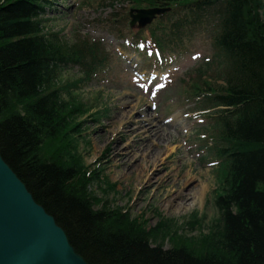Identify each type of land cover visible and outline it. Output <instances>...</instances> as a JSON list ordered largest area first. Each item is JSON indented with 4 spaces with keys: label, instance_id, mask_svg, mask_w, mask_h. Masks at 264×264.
I'll return each mask as SVG.
<instances>
[{
    "label": "trees",
    "instance_id": "trees-1",
    "mask_svg": "<svg viewBox=\"0 0 264 264\" xmlns=\"http://www.w3.org/2000/svg\"><path fill=\"white\" fill-rule=\"evenodd\" d=\"M46 4L0 0V155L76 253L88 264H264L263 1L226 0L222 44L233 65L226 95L217 98L228 109L215 119L224 194L214 201L218 217L196 237L171 234L173 221L163 216L155 227L136 223L88 190L97 176L86 177L70 126L89 110L62 99L77 82L54 86L59 65L80 62L84 46L43 32ZM95 204L101 209L94 211Z\"/></svg>",
    "mask_w": 264,
    "mask_h": 264
},
{
    "label": "rangeland",
    "instance_id": "rangeland-1",
    "mask_svg": "<svg viewBox=\"0 0 264 264\" xmlns=\"http://www.w3.org/2000/svg\"><path fill=\"white\" fill-rule=\"evenodd\" d=\"M53 1L54 5L45 16L46 19H50L47 23L49 29L47 33H59V38L66 43L81 41L82 36H88L92 39H101L105 44L110 45L111 34L105 29V24L110 15L115 14L121 6L119 1L114 2L113 6H111L113 0ZM197 43L203 42L198 41ZM125 69L126 66H122L121 73L114 71L105 77L102 76L100 80L96 78L89 84L83 85L76 94L80 101L90 108V113L93 114L97 111L100 112V115L92 118L87 115L84 120L78 121L84 122L79 127L78 133H73L74 140L71 145L80 156L86 171L93 170L94 162L102 154L105 159L101 160L104 175L110 182L117 184L115 192L108 193L106 185L99 181L89 184L88 190L108 209H119L122 213L127 212V215L136 223L144 222L148 227H155L163 216L164 220L173 221V224L171 223L172 225L169 226L171 234L177 232L183 237H196L201 233H207L212 221L218 217L217 209L213 205L217 182L214 169L205 166L209 162H203L202 157L197 158L196 156L198 151L192 135L195 128L190 122L183 118L174 120L176 123L174 129L168 128L172 136L169 145L162 144L156 148L150 143V147H153V157L150 161H155V166L150 167L148 172L150 181L154 182L151 188L148 187L147 180L143 179L141 182L137 180L138 173L144 168L145 160H142V150L135 152V149H130L131 154L124 166H113L108 158V151L112 148L111 144L113 143L117 142L116 144L126 148L133 142L134 148L137 147V144L134 143L137 138L119 140L125 132L123 125L124 128L128 126L130 117L141 121L145 120V116L143 118V115L139 114L140 111L147 108L145 98L133 95L127 89L123 90L119 86ZM77 77L79 75L76 68L65 69L58 76L57 83L71 82ZM219 83L221 82L219 81ZM136 102L137 106L135 107ZM127 105H130L132 109ZM160 108L159 105L156 113L150 111L149 114L155 122L164 124L167 115L165 112H160ZM132 127L129 125V130H132ZM135 131L138 133V130ZM130 140L132 141L130 142ZM87 143L89 146H86ZM143 154L146 156L150 153L147 151ZM156 170L158 171L156 172ZM187 170L191 171L194 178L189 183L190 185L184 187L185 199L182 201V207H175L179 204L175 201L167 204L163 201L165 198L160 194V191L164 189L166 181L170 179L181 181ZM200 180L204 181L207 189L202 199L197 202L192 199V195L193 192L199 190ZM101 207V205L95 204L93 210L98 211ZM193 214L197 215L196 219L201 226H196L190 231L185 228V224L192 219ZM164 241L163 248L168 249L170 245L167 239Z\"/></svg>",
    "mask_w": 264,
    "mask_h": 264
},
{
    "label": "water",
    "instance_id": "water-1",
    "mask_svg": "<svg viewBox=\"0 0 264 264\" xmlns=\"http://www.w3.org/2000/svg\"><path fill=\"white\" fill-rule=\"evenodd\" d=\"M0 264H86L68 244L63 230L1 160Z\"/></svg>",
    "mask_w": 264,
    "mask_h": 264
},
{
    "label": "bare ground",
    "instance_id": "bare-ground-1",
    "mask_svg": "<svg viewBox=\"0 0 264 264\" xmlns=\"http://www.w3.org/2000/svg\"><path fill=\"white\" fill-rule=\"evenodd\" d=\"M142 114L143 115L145 114L146 120H143V121L138 120L137 121L136 118H134V120H131L129 124L131 126H133L132 130H129V125L126 126L125 128H124V125H123V130L125 129L124 130L125 132L123 133V135L119 139V140H121V139H128V140L132 139L133 140L134 138H137V140L134 141V143L137 144V147L134 148L133 142H131L132 140H130L131 145H129L126 148L116 144L117 142L113 143V144H111L112 148L108 151V158L110 159V161H111L113 166H120V165L124 166V164L127 162L128 156L131 154L130 149L131 150H132V148L135 149L134 150L135 152H139V151L142 150L143 153L149 151L150 154H148L146 156H143L144 154L142 153V160H145L144 161V168H143L144 170L142 169L141 172L138 173L137 180L140 181V182L143 181V179L147 180V182L149 183L148 187L151 188L153 186L152 183H154V182L150 181L151 178L148 175L149 174L148 172H149L150 167L155 166V161H152V162L150 161L151 158L153 157V154H152L153 147H150V145L153 144V145L156 146V148H158L159 146H162V144H166V146L169 145V143L172 140V136L170 135V131L168 130V128H170V127L173 128L176 125H173V126H170V127H164L163 125H160V124H156V123L154 124V121L149 117L150 115L147 116L146 112H143ZM130 118H132V117H130ZM82 120H84V119H82ZM83 122L84 121L78 122L79 124L78 125H74L73 127L70 126L73 129V132H77L79 130V125H81ZM120 123H123V122H120ZM135 130H138V133H135L136 132ZM86 146H89V143H87ZM125 149H127V150H125ZM213 150L217 154L216 160L214 162H217V161L224 162L225 158L220 153V150L217 149L216 147ZM202 156L204 157V161H208L206 157L210 156V155L209 154H205V155H202ZM0 157H1V155H0ZM149 157H150V159H147ZM103 158L104 157L101 154L100 158L97 161L94 162L93 170L86 171V177H91V173H95L96 176H97V179L94 182L99 181L100 183H104L105 185L110 186V190L112 192H115L117 184L110 182L109 179H107V177H105L104 170L101 168L102 167L101 166V160H105ZM0 160L5 163V161L3 160L2 157L0 158ZM107 162H108V160H107ZM210 169H214L213 170L214 171V175L216 176L217 172H219L221 168L210 167ZM157 171L158 170H156V172ZM183 177L184 178H182L181 181H177V179L176 180L175 179H172V180L170 179V180L166 181L164 189L162 191H160V194L164 195V198H165L163 201H165L167 204H169L171 201L178 202L179 204H177L175 206L177 208L182 207V201L185 199L184 187H186L192 181V179L194 178L190 170H187ZM19 181L22 183V181L20 179H19ZM198 185H199V190L193 192V195H192V199L194 201H197V202L202 199V197H203V195H204V193H205V191L207 189V186L204 184L203 180H200ZM222 188H223V184H222ZM27 192H29V191L27 190ZM189 192L191 193V190H189ZM222 192H223L222 194H224L223 190H222ZM42 209L44 210V208H42ZM45 213H46V211H45ZM47 215L50 216V218L54 219L53 216H51L49 214H47ZM54 222H55V220H54ZM55 224H56V222H55ZM196 224H197L196 221L192 217V219L189 220V222H186L185 228H188V230H190V229L193 230V229H195ZM58 227L61 228L60 226H58ZM64 234H65V232H64ZM65 236H66V234H65ZM66 238H67V236H66ZM67 242L72 247V245L68 241V238H67ZM73 250H74V248H73ZM74 252H75V254L77 256L81 257L78 253H76L75 250H74ZM83 261L86 264H88L84 259H83Z\"/></svg>",
    "mask_w": 264,
    "mask_h": 264
}]
</instances>
